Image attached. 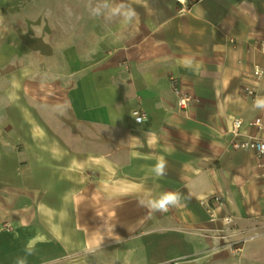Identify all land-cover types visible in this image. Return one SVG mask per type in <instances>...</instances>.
Returning <instances> with one entry per match:
<instances>
[{
    "label": "crops",
    "instance_id": "0c3cea01",
    "mask_svg": "<svg viewBox=\"0 0 264 264\" xmlns=\"http://www.w3.org/2000/svg\"><path fill=\"white\" fill-rule=\"evenodd\" d=\"M262 44L264 0H0V264H264V164L226 146L233 119L264 122ZM225 216L259 232L237 255Z\"/></svg>",
    "mask_w": 264,
    "mask_h": 264
},
{
    "label": "built area",
    "instance_id": "2783aa9c",
    "mask_svg": "<svg viewBox=\"0 0 264 264\" xmlns=\"http://www.w3.org/2000/svg\"><path fill=\"white\" fill-rule=\"evenodd\" d=\"M179 4L184 6L185 0H175ZM183 10V8H182ZM260 50H264V45L260 46ZM251 78L253 85L250 87H246L244 89L245 96L254 99L256 96V84L260 81L263 76V71L258 67H255L251 72ZM169 84L171 88V92L173 93L176 106H177V114L183 117H188L190 107L196 103L195 97L192 93L181 85V82L178 78H170ZM135 121L137 118H140L142 121L145 120V115L139 111L135 110L132 113ZM137 122V121H136ZM243 122L240 118H235L231 122L230 129L226 132L228 138L226 140V146L230 150H244L250 151L254 154L256 160L260 164H264V135H259L264 131V122L261 118H256L250 121L247 125L250 128L256 130V133L253 135L243 134L241 132ZM204 205L209 218L211 221H217L218 218L214 213L213 207H211L208 203L202 202ZM221 224L223 226L221 233L222 239L225 241L227 245H229L232 249V252L237 255L241 252L242 247L249 241L259 236V232L253 231L251 234H246L245 229L242 228L236 218L232 216H225L221 220ZM219 231V232H220Z\"/></svg>",
    "mask_w": 264,
    "mask_h": 264
},
{
    "label": "clouds",
    "instance_id": "9594fccd",
    "mask_svg": "<svg viewBox=\"0 0 264 264\" xmlns=\"http://www.w3.org/2000/svg\"><path fill=\"white\" fill-rule=\"evenodd\" d=\"M107 9L110 17H122L125 20L131 21L135 16L136 13L134 9H132L130 6L120 3L114 7H110L109 4L104 3L103 5H98L95 7L92 11L95 15H101L102 11L101 9ZM192 60H186L184 62L185 67H191L192 66ZM255 107L264 109V97H258L254 104ZM137 123H142L143 121L140 118L136 119ZM165 168H166V162L161 159L155 167L154 172L157 176H163L165 175ZM181 201V196L177 192H164L162 193L158 198L155 199H148L146 202L144 200L139 201L140 205L145 206L147 209L151 211H157V212H167L169 210L170 206H178Z\"/></svg>",
    "mask_w": 264,
    "mask_h": 264
}]
</instances>
